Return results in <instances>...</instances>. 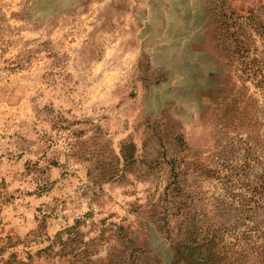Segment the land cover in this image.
<instances>
[{
  "label": "rangeland",
  "instance_id": "374dc122",
  "mask_svg": "<svg viewBox=\"0 0 264 264\" xmlns=\"http://www.w3.org/2000/svg\"><path fill=\"white\" fill-rule=\"evenodd\" d=\"M239 221L264 0H0V264H184Z\"/></svg>",
  "mask_w": 264,
  "mask_h": 264
},
{
  "label": "trees",
  "instance_id": "16d2710c",
  "mask_svg": "<svg viewBox=\"0 0 264 264\" xmlns=\"http://www.w3.org/2000/svg\"><path fill=\"white\" fill-rule=\"evenodd\" d=\"M240 221L223 227L211 251L209 239L205 253L184 252V264H264V225Z\"/></svg>",
  "mask_w": 264,
  "mask_h": 264
}]
</instances>
